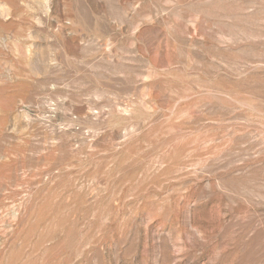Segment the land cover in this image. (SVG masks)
I'll return each instance as SVG.
<instances>
[{
    "label": "rangeland",
    "instance_id": "374dc122",
    "mask_svg": "<svg viewBox=\"0 0 264 264\" xmlns=\"http://www.w3.org/2000/svg\"><path fill=\"white\" fill-rule=\"evenodd\" d=\"M0 264H264V0H0Z\"/></svg>",
    "mask_w": 264,
    "mask_h": 264
}]
</instances>
